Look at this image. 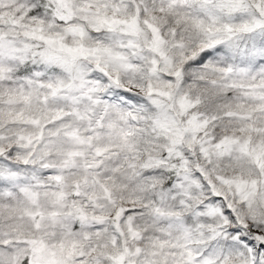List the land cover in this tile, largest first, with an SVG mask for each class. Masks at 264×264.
<instances>
[{
	"label": "snow or ice",
	"instance_id": "snow-or-ice-1",
	"mask_svg": "<svg viewBox=\"0 0 264 264\" xmlns=\"http://www.w3.org/2000/svg\"><path fill=\"white\" fill-rule=\"evenodd\" d=\"M0 264H264V0H0Z\"/></svg>",
	"mask_w": 264,
	"mask_h": 264
}]
</instances>
